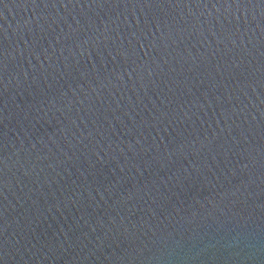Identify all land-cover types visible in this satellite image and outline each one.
Returning a JSON list of instances; mask_svg holds the SVG:
<instances>
[{"label": "water", "instance_id": "1", "mask_svg": "<svg viewBox=\"0 0 264 264\" xmlns=\"http://www.w3.org/2000/svg\"><path fill=\"white\" fill-rule=\"evenodd\" d=\"M0 264H264V0H0Z\"/></svg>", "mask_w": 264, "mask_h": 264}]
</instances>
